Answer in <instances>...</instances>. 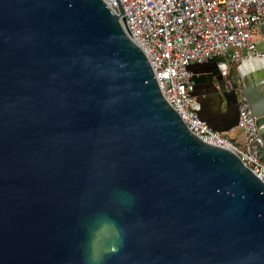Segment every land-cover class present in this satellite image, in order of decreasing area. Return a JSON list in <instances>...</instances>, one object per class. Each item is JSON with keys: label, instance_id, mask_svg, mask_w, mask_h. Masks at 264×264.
<instances>
[{"label": "water", "instance_id": "water-1", "mask_svg": "<svg viewBox=\"0 0 264 264\" xmlns=\"http://www.w3.org/2000/svg\"><path fill=\"white\" fill-rule=\"evenodd\" d=\"M118 6L0 0V264H264V182L188 128ZM218 63L201 118L229 132L244 95L264 139V57L189 69Z\"/></svg>", "mask_w": 264, "mask_h": 264}, {"label": "built area", "instance_id": "built-area-1", "mask_svg": "<svg viewBox=\"0 0 264 264\" xmlns=\"http://www.w3.org/2000/svg\"><path fill=\"white\" fill-rule=\"evenodd\" d=\"M104 1L117 10L119 2L123 5L130 34L150 60L164 97L188 128L204 142L234 152L264 182V139L251 104L244 95L239 97L242 142L214 130L200 116L189 69L213 59L239 65L264 57V0Z\"/></svg>", "mask_w": 264, "mask_h": 264}, {"label": "crops", "instance_id": "crops-1", "mask_svg": "<svg viewBox=\"0 0 264 264\" xmlns=\"http://www.w3.org/2000/svg\"><path fill=\"white\" fill-rule=\"evenodd\" d=\"M226 63L228 64V67H233L234 69H237L238 65H233L231 63H229L228 61H226ZM218 68H223V64L222 63H218V66L213 65V64H209L206 66H194L190 69V71L192 72L193 78L194 80L197 82V86L200 88L201 91L203 92H207L208 86L207 83L204 82V79L206 77H208L211 73L216 72L218 70ZM222 69V70H223ZM253 77H257V73L254 72L252 73V78ZM210 94H207V101L204 103V105L206 106V110L212 112L211 110L214 109L216 107V104L218 102V97L216 103H213V98L215 99V97H212V99H210ZM212 108V109H211ZM230 138H232L233 140L242 142L244 140V135L243 132L235 127L234 129L230 130L229 132L226 133Z\"/></svg>", "mask_w": 264, "mask_h": 264}, {"label": "flooded vegetation", "instance_id": "flooded-vegetation-1", "mask_svg": "<svg viewBox=\"0 0 264 264\" xmlns=\"http://www.w3.org/2000/svg\"><path fill=\"white\" fill-rule=\"evenodd\" d=\"M194 84H195V86H194L193 93H195V95H196L195 97H196L197 101L199 102L200 106H203L204 103L207 101V94L208 95L210 94L212 97H215V99L214 98L212 99V97L210 96V99L213 100V103H216L217 95H216V93L213 92V90L210 86L208 87L209 90H207V92L206 91L203 92L197 86L198 85L197 82H194ZM238 107H239V105H238Z\"/></svg>", "mask_w": 264, "mask_h": 264}, {"label": "rangeland", "instance_id": "rangeland-1", "mask_svg": "<svg viewBox=\"0 0 264 264\" xmlns=\"http://www.w3.org/2000/svg\"><path fill=\"white\" fill-rule=\"evenodd\" d=\"M263 42H261V44H259L260 46H262Z\"/></svg>", "mask_w": 264, "mask_h": 264}]
</instances>
